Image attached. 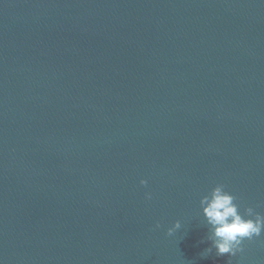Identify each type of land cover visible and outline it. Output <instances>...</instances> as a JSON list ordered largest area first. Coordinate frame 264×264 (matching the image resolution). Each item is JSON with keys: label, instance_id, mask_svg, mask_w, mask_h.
I'll return each instance as SVG.
<instances>
[{"label": "water", "instance_id": "95a60500", "mask_svg": "<svg viewBox=\"0 0 264 264\" xmlns=\"http://www.w3.org/2000/svg\"><path fill=\"white\" fill-rule=\"evenodd\" d=\"M217 184L264 214V0H0V264H264Z\"/></svg>", "mask_w": 264, "mask_h": 264}, {"label": "clouds", "instance_id": "9594fccd", "mask_svg": "<svg viewBox=\"0 0 264 264\" xmlns=\"http://www.w3.org/2000/svg\"><path fill=\"white\" fill-rule=\"evenodd\" d=\"M140 184L146 185L147 181L142 179ZM145 195L151 199L150 193ZM236 201L237 197L226 191L223 184H217L200 198V214L207 229L201 243L205 240L210 242L209 247L201 252V257H207L213 251L217 257H235L244 251L245 241H252L264 234V214L256 211L253 206L243 207L241 213V205ZM155 227L160 228V223L157 222ZM180 228L181 222L177 220L167 229L166 234L172 236Z\"/></svg>", "mask_w": 264, "mask_h": 264}]
</instances>
